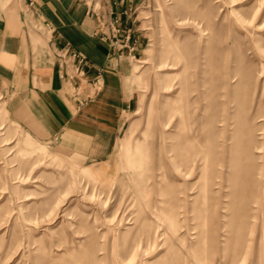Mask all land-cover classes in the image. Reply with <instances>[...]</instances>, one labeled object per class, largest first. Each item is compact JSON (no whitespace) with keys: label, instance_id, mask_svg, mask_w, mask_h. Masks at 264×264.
I'll use <instances>...</instances> for the list:
<instances>
[{"label":"rangeland","instance_id":"obj_1","mask_svg":"<svg viewBox=\"0 0 264 264\" xmlns=\"http://www.w3.org/2000/svg\"><path fill=\"white\" fill-rule=\"evenodd\" d=\"M139 1L96 155L32 136L0 86V264H264V0Z\"/></svg>","mask_w":264,"mask_h":264},{"label":"crops","instance_id":"obj_2","mask_svg":"<svg viewBox=\"0 0 264 264\" xmlns=\"http://www.w3.org/2000/svg\"><path fill=\"white\" fill-rule=\"evenodd\" d=\"M139 3L20 0L7 12L0 6V86L12 118L37 139L59 135L66 149L85 157L105 148L118 134L133 93L126 49H112L103 35L116 17L120 39L129 35L137 52L144 37L135 17ZM31 20L44 28L43 42L29 30ZM65 43L87 60L80 78L59 75L52 47Z\"/></svg>","mask_w":264,"mask_h":264},{"label":"built area","instance_id":"obj_3","mask_svg":"<svg viewBox=\"0 0 264 264\" xmlns=\"http://www.w3.org/2000/svg\"><path fill=\"white\" fill-rule=\"evenodd\" d=\"M118 19L114 17L108 24V33L103 37L108 40L109 46L116 50L121 51L126 49V53L131 54L135 52V44L129 46V35L125 34L120 39L121 28L118 25ZM38 31L44 28L39 23L32 25ZM52 53L56 59L59 68V75L61 78L73 80L83 76V68L87 64L85 56L79 51L74 50L69 44L65 43L61 46L52 47ZM100 74L98 73L94 79L95 84H99Z\"/></svg>","mask_w":264,"mask_h":264}]
</instances>
